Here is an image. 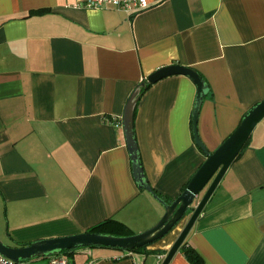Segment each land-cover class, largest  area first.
<instances>
[{"label": "crops", "instance_id": "0c3cea01", "mask_svg": "<svg viewBox=\"0 0 264 264\" xmlns=\"http://www.w3.org/2000/svg\"><path fill=\"white\" fill-rule=\"evenodd\" d=\"M76 4L0 0V240L10 247L108 219L134 234L159 223L165 208L139 188L116 127L159 69L191 67L208 81L198 133L211 153L264 100V0H169L137 16ZM196 98L193 81L177 75L137 106L146 180L172 202L207 160L194 136ZM217 188L185 243L203 264H264V120ZM189 217L144 252L87 248L66 258L162 264ZM170 264L191 263L179 251Z\"/></svg>", "mask_w": 264, "mask_h": 264}, {"label": "water", "instance_id": "95a60500", "mask_svg": "<svg viewBox=\"0 0 264 264\" xmlns=\"http://www.w3.org/2000/svg\"><path fill=\"white\" fill-rule=\"evenodd\" d=\"M177 75L189 77L197 87V98L193 113L194 136L196 144L204 151L207 160L195 173L183 193L172 203H168L157 194L146 180L139 157L134 119L135 109L140 100L142 89L146 88L148 84L153 85L167 77ZM204 88L205 82L197 70L182 65H172L159 69L150 75L128 101L123 117V128L133 162V175L139 188L150 192L165 208V214L157 225L143 233L127 237L84 232L69 237L37 241L23 247H10L0 240V253L13 261L20 262L34 258L44 259L59 256L62 252L93 246L109 247L124 251L135 250L163 239L190 215L181 234L162 262V264H170L184 245L194 224L203 213L205 206L213 196L224 175L248 144L257 125L264 120L263 100L245 114L241 125L236 131L215 152L211 153L201 141L198 133V119L204 98Z\"/></svg>", "mask_w": 264, "mask_h": 264}, {"label": "trees", "instance_id": "16d2710c", "mask_svg": "<svg viewBox=\"0 0 264 264\" xmlns=\"http://www.w3.org/2000/svg\"><path fill=\"white\" fill-rule=\"evenodd\" d=\"M200 76L203 79V81L205 82L204 98H203V102H204V100L207 99L211 95V89H210V85H209L208 81L203 77V75L200 74ZM151 86H152V84H148L146 88L142 89L141 94H140V99L142 98V96L145 94V92ZM201 107H202V105H201ZM201 107H200V110H201ZM136 112H137V107L135 109V115H136ZM241 153H240V155H241ZM159 196L162 197L161 195H159ZM162 198L164 200H166L168 203L172 202L171 199H168V198H165V197H162ZM87 232L96 233V234H103V235L119 236V237H127V236L134 235L132 230L127 225H125L124 223L119 222V221H117L115 219L105 220V221L95 225L94 227L90 228ZM148 246H150V245H148ZM148 246H145V247L139 248V249H135V250H128V252H144V251H146ZM89 248L114 249V248L102 247V246H93V247H89ZM115 250L124 251V250H121V249H115ZM75 251L76 250L62 252L61 255L72 256ZM180 251L185 255L186 259L191 264H203V260L200 257V255L196 252V250L194 248L189 246L187 243H184V245L181 247ZM150 253H153V252H150ZM155 253L156 254H165L163 251H158V252H155ZM44 259H46V258H44Z\"/></svg>", "mask_w": 264, "mask_h": 264}, {"label": "built area", "instance_id": "2783aa9c", "mask_svg": "<svg viewBox=\"0 0 264 264\" xmlns=\"http://www.w3.org/2000/svg\"><path fill=\"white\" fill-rule=\"evenodd\" d=\"M169 0H77L76 7H84L93 10L116 9L129 16H137L148 11L156 5L163 4ZM116 127L122 128V123L118 122ZM49 264H70L64 255L52 256L49 258ZM0 264H30L29 261H13L0 253Z\"/></svg>", "mask_w": 264, "mask_h": 264}, {"label": "rangeland", "instance_id": "374dc122", "mask_svg": "<svg viewBox=\"0 0 264 264\" xmlns=\"http://www.w3.org/2000/svg\"><path fill=\"white\" fill-rule=\"evenodd\" d=\"M217 191H215L216 192V194L218 193V191H219V189L217 188L216 189ZM214 192V193H215ZM215 194V195H216ZM214 195V196H215ZM81 249H87V248H79V249H77V250H81ZM66 257V256H65ZM29 262H30V264H49V259H43V258H34V259H32V260H29Z\"/></svg>", "mask_w": 264, "mask_h": 264}]
</instances>
